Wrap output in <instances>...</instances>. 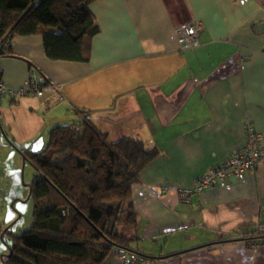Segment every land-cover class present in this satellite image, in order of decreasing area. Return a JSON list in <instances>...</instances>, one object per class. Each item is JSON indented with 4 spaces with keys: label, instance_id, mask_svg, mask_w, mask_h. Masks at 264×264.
<instances>
[{
    "label": "crops",
    "instance_id": "crops-1",
    "mask_svg": "<svg viewBox=\"0 0 264 264\" xmlns=\"http://www.w3.org/2000/svg\"><path fill=\"white\" fill-rule=\"evenodd\" d=\"M90 8L100 32L88 61L49 58L39 34L16 36L0 59L9 86L31 68L58 85L0 106V238L21 218L18 202L31 199L21 181L32 165L20 150L45 149L52 128L81 123L85 111L109 142L140 138L159 150L133 185L137 225L122 231L138 237L131 247L147 256L143 264H264V163L192 203L178 198L245 144L248 121L264 135V0H96ZM193 20L203 24L198 44L183 48L177 30ZM106 263L124 264L113 255Z\"/></svg>",
    "mask_w": 264,
    "mask_h": 264
},
{
    "label": "trees",
    "instance_id": "trees-1",
    "mask_svg": "<svg viewBox=\"0 0 264 264\" xmlns=\"http://www.w3.org/2000/svg\"><path fill=\"white\" fill-rule=\"evenodd\" d=\"M94 1L0 0V42L39 34L49 58L88 61L100 32L90 8ZM1 51L13 53L12 46ZM81 114L79 124L52 128L45 149L20 150L35 170L34 220L22 234L9 233L11 252L4 264H107L115 251H134L138 237L120 227L137 225L133 185L159 150L140 138L111 143L88 113Z\"/></svg>",
    "mask_w": 264,
    "mask_h": 264
},
{
    "label": "built area",
    "instance_id": "built-area-1",
    "mask_svg": "<svg viewBox=\"0 0 264 264\" xmlns=\"http://www.w3.org/2000/svg\"><path fill=\"white\" fill-rule=\"evenodd\" d=\"M203 24L193 20L177 30L178 36L183 43V48H192L198 44V34ZM13 37L6 36L0 42V59L3 57L2 47H11ZM58 85L52 83L42 72L31 68L25 82L19 87L6 84L0 68V106L5 100L17 101L26 96L44 97L49 90L55 91ZM246 142L236 148L231 155L220 164L210 168L207 172L198 176L191 186L178 189L180 202L192 203L193 197L206 189L225 187L230 177L244 179L252 170L264 163V135L254 128L252 122L246 123ZM167 187L163 188V191ZM124 264H143L145 258L131 250H119L114 252Z\"/></svg>",
    "mask_w": 264,
    "mask_h": 264
},
{
    "label": "rangeland",
    "instance_id": "rangeland-1",
    "mask_svg": "<svg viewBox=\"0 0 264 264\" xmlns=\"http://www.w3.org/2000/svg\"><path fill=\"white\" fill-rule=\"evenodd\" d=\"M24 170H25V173H23L24 182L21 181V184H22L23 194L26 195L27 193L26 195L27 197L25 198L28 199L30 189L27 183L29 184L32 181L35 170L28 163L25 165ZM34 205H35V202L33 198L31 199L29 198L28 200H24V201L21 200L20 202H18V206L21 208V212H20L21 218H19L15 226L12 229H10L11 233H14L15 235H20L22 234L23 231L29 228V226L33 223V220H34L33 219ZM42 205L43 207H46L48 205V201L43 200ZM123 228H124V224L121 225L120 227L121 232L123 231ZM1 234L3 233L1 232ZM4 238L5 240H2L0 238V242H1L0 249L3 250V252H0V264L3 263L1 257L8 255L11 251L10 248L8 247V244L10 245L12 244V236L10 234H4Z\"/></svg>",
    "mask_w": 264,
    "mask_h": 264
},
{
    "label": "water",
    "instance_id": "water-1",
    "mask_svg": "<svg viewBox=\"0 0 264 264\" xmlns=\"http://www.w3.org/2000/svg\"><path fill=\"white\" fill-rule=\"evenodd\" d=\"M26 161L25 157H24V162Z\"/></svg>",
    "mask_w": 264,
    "mask_h": 264
}]
</instances>
